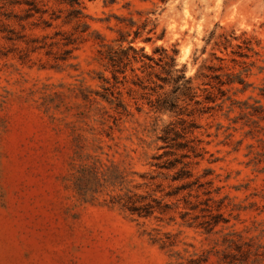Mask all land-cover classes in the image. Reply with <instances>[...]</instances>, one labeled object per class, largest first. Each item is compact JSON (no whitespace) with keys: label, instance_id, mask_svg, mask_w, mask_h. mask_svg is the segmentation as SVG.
I'll use <instances>...</instances> for the list:
<instances>
[{"label":"rangeland","instance_id":"rangeland-1","mask_svg":"<svg viewBox=\"0 0 264 264\" xmlns=\"http://www.w3.org/2000/svg\"><path fill=\"white\" fill-rule=\"evenodd\" d=\"M33 1L46 10L45 20L58 16L51 26L33 16L21 21L23 30L6 21L20 40L0 33V264H179L199 254L204 264H264V21L236 35L227 19L232 4L246 14L258 0H223L205 46L191 55L192 65L199 61L190 77L201 104L190 103L189 115L181 116L150 110L155 96L133 85L129 71L126 82L115 84L98 51L116 46L130 19L146 24L141 38L152 37L136 45L148 54L161 46L176 57L181 41L158 44H167L169 34L151 18L163 13L165 0H78L86 30L66 21L68 7L58 0ZM25 7L4 6L20 15ZM180 68L185 74L188 65ZM200 73L232 82L220 95ZM112 85L125 105L119 114L99 96ZM206 93L213 103H204ZM177 143L184 147L176 150ZM170 151L189 155L191 179L210 182L204 186L228 219L217 233L182 224L185 191L166 195L180 184L170 180L175 170L153 165L172 160L164 155ZM134 193L172 209L137 218L121 205ZM226 233L249 248L244 260L225 262L227 253L239 257L223 242Z\"/></svg>","mask_w":264,"mask_h":264},{"label":"trees","instance_id":"trees-1","mask_svg":"<svg viewBox=\"0 0 264 264\" xmlns=\"http://www.w3.org/2000/svg\"><path fill=\"white\" fill-rule=\"evenodd\" d=\"M3 5L0 6V33L2 38L7 41L20 40L23 38L22 34H18L13 31L6 21H17L21 30L24 29V25L21 21L37 16L42 21L45 27L51 26V21L57 19V15L49 16V21L43 18L46 10L37 6L33 0H4ZM59 3L67 5L66 21L77 20L80 21L83 29H87V25L82 19L85 15L82 13V6L78 0H58ZM10 7L15 5H25L22 8L21 15L16 13L12 9L4 8L5 4ZM124 21V20H121ZM145 23L137 25L133 20L125 23L127 27L126 31L119 30L118 37L115 39L116 46L110 44H102L99 49V54L110 70L111 77L114 83H123L127 80L126 72L129 71L134 79L131 83L142 90L150 91V95H154V99H149L148 104L150 110L157 113H174L177 116L189 115L186 109L190 103L200 105L201 102L197 99L198 95L195 88L192 86V78L186 77L184 70L175 68V51L172 50V54L169 53L164 47H155L152 54H148L144 51L142 46L136 45L138 39H142L144 42H150L152 37L144 35L141 38V34L144 31ZM153 27L146 30V33H153ZM159 37V36H157ZM157 54V56H155ZM1 55H4L2 53ZM208 70L215 71L212 66L206 67ZM139 71L142 76L137 74ZM118 75H121V80L118 79ZM201 76L211 78L215 81V89L220 95H224V91L221 89L222 85L229 84L232 80L227 82L221 80L219 74H203ZM105 83H108L106 78L102 79ZM240 81V80H239ZM206 84H210V81ZM114 85L103 87L104 93L99 95L101 99H104L108 104L113 105V110L116 114L125 111V105L120 99V92H114ZM169 88V89H167ZM215 98L211 97V94L206 93L204 96V103L214 102ZM203 108V106L201 107ZM211 106H204V109H211ZM186 113V114H185ZM184 123L185 120L181 119ZM172 124V123H171ZM189 127L192 126V122L188 121ZM180 143H177L175 149H182ZM164 155L173 156L172 160H166L161 163H154L153 165L161 171H174L170 175L171 181H180L173 192L168 193V196L177 195L181 191H185V195L181 197V200L186 208V211L180 214L182 224L187 227H194L200 229L205 234L217 233L215 229L218 225H223L228 222V219L220 211L221 205L216 204V201L212 198V191L204 186L209 185L210 182L201 183L197 178L191 179L193 176L190 169L191 162L187 153L176 154L173 151L165 152ZM159 159L160 156L154 157ZM168 177V176H167ZM200 195H204L205 198L200 199ZM193 198V200H192ZM131 215H135L137 218L148 219L151 217L160 218L155 213L163 215L168 210L172 209L171 205L161 202L160 199L153 197L149 193L145 194H132L126 196L125 200L121 204ZM189 211L196 212L191 217H188ZM170 218V217H169ZM172 219V218H170ZM229 233L223 237V242L228 245H233L238 253L239 257H236L234 253H227L223 257L225 262L231 263L235 260L242 261L249 254V248L242 249V245L237 240L228 237ZM163 247V246H162ZM206 256L203 254L190 255L184 262L179 264H204Z\"/></svg>","mask_w":264,"mask_h":264},{"label":"clouds","instance_id":"clouds-1","mask_svg":"<svg viewBox=\"0 0 264 264\" xmlns=\"http://www.w3.org/2000/svg\"><path fill=\"white\" fill-rule=\"evenodd\" d=\"M164 9L160 16H153L152 19L159 20L168 32L167 44L164 41H158L165 47L173 42L181 41L179 45V54L175 57V68L180 69L181 65L187 64L188 70L186 76H192L199 65L191 64V55L193 50L204 47V40L208 33L213 30V25L220 19L223 10V0H199L198 4L190 3V0H165V3L159 6ZM159 11V9H158ZM227 17L229 23H235V34L239 35L241 31L252 33L251 24L258 21H264V0H258V4L249 9L244 14L241 12L239 4H232L228 9ZM188 33V36L182 40V34ZM149 51L148 48L145 49ZM205 57L200 56L203 60ZM165 121L167 117H164Z\"/></svg>","mask_w":264,"mask_h":264}]
</instances>
